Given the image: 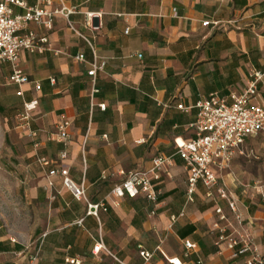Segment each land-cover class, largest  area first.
I'll return each instance as SVG.
<instances>
[{"label":"crops","instance_id":"1","mask_svg":"<svg viewBox=\"0 0 264 264\" xmlns=\"http://www.w3.org/2000/svg\"><path fill=\"white\" fill-rule=\"evenodd\" d=\"M61 1L78 14L68 20L54 15L50 28L28 25V32L47 39L49 50L21 52L19 67L30 81L22 87L24 98L10 81L11 65L0 66V114L17 113L16 119L23 102L39 103L31 123L35 141L16 127L11 130L6 119L3 142L9 152L3 161L29 215L24 230L8 231L0 223V264H15L20 255L27 264L28 246L40 250L36 264H169L165 257L181 264H246L249 255L234 258L219 243V217L202 185L195 202L186 203L188 176L179 157L154 182L156 203L143 195L118 199L112 191L129 173L149 170L156 157L174 156L176 140H193L197 103L211 95L231 103L255 74L264 75V0ZM23 2L26 8L13 7L16 16L35 7L49 13L61 9L59 0ZM87 13L97 16L99 32L85 27ZM68 22L92 39L97 58L106 62L94 81L88 76L92 51ZM79 54L84 63L74 61ZM258 90L253 106L264 104V77ZM63 121L71 123L66 143L51 138ZM253 140H247V155L232 162L219 185L243 205L245 224L264 257V200L254 190L264 185V173L241 164ZM260 153L264 157V145ZM61 167L84 188L85 200L73 197L59 172L50 175ZM88 205L104 208L88 215ZM219 206L231 218L226 203ZM182 211L185 216L173 223ZM98 242L117 260L105 251L95 256ZM186 243L196 248L187 251ZM141 251L152 254L149 262Z\"/></svg>","mask_w":264,"mask_h":264},{"label":"built area","instance_id":"2","mask_svg":"<svg viewBox=\"0 0 264 264\" xmlns=\"http://www.w3.org/2000/svg\"><path fill=\"white\" fill-rule=\"evenodd\" d=\"M43 2L44 0H38ZM61 2V9L54 13H49L39 7L27 9L23 16H16L13 7L26 8L23 0H0V66L10 64L12 67V76L10 81L19 88L17 96L24 98L22 87L30 84L28 77L19 67V59L21 52H27L31 55L43 54L49 47H46L48 41L39 38L35 33L28 32L27 28L30 23H35L46 28H50L52 18L59 14L67 20L72 15L78 14L76 8H67ZM49 3V2H48ZM95 14H85V27L92 33L99 32L100 27L94 25ZM47 18L45 22L43 19ZM209 23H204L208 26ZM217 25V23H216ZM68 27L78 38L83 40L92 51L94 62L91 64V71L88 76L93 81L99 71H103L106 62L99 61L96 55V49L88 36L77 31L73 25L68 22ZM129 30H126V34ZM139 60L142 55H137ZM74 61L84 63V55H77ZM264 75L255 74L244 90L239 95L231 96V103L218 95L201 100L195 106L197 110L196 120L191 125L194 133L193 140L184 142L182 140L175 141L176 153L172 157L159 156L152 160L151 168L147 171H133L128 174L127 178L114 187L112 193L122 199L128 196L131 199L143 195L150 202L156 203L157 193L155 191L154 182L159 181L162 173L168 171L173 164V158L179 157L185 164L187 172V190L186 203H194L198 186L202 185L206 189V198L210 199L215 205V213L219 217V222L226 225L222 227L218 222L215 230L220 234L219 243L225 246V249L232 253L234 258L242 255H249L246 264H264V257L259 255L254 246L252 235L245 224V215L243 205L234 197L233 193L225 186L219 185V180L223 174L230 170L232 162L238 157H245L246 142L249 139H255L264 135V104L253 106L252 102L259 98L258 84L262 81ZM54 84L55 81L51 80ZM35 90L40 91L41 86L35 84ZM39 106L35 99L31 102H23V110L17 116V128L28 134V137L35 141L37 134L31 130V123L34 113ZM102 110L105 106L100 107ZM179 110L188 112L189 109L183 106L178 107ZM71 123L63 121L56 127V132L51 137L60 143H66L69 136ZM35 148L38 144L35 143ZM67 158V154L63 153L62 160ZM44 165L47 163H43ZM60 173L64 178L63 184L73 197L78 200H85V191L83 187L76 186L69 178L67 169L61 167L59 171H52L51 176ZM256 194L264 200V185L257 184L254 186ZM224 201L228 207L231 218L227 217L219 203ZM104 205H88V215L97 216L99 208ZM185 216L184 211L178 217H172L175 223L178 218ZM232 219V220H231ZM80 221L79 224H82ZM186 250L195 249V245L185 244ZM32 246L27 247V264H36L39 259L40 250L35 248L31 251ZM100 251H105L110 257L117 260L104 246L102 242L96 243L93 254L98 256ZM160 251V248H158ZM140 256L149 262L152 254L145 251L140 252ZM169 264H181L179 259H167ZM24 256H19L15 264H26ZM69 264H82L80 260H70Z\"/></svg>","mask_w":264,"mask_h":264},{"label":"rangeland","instance_id":"3","mask_svg":"<svg viewBox=\"0 0 264 264\" xmlns=\"http://www.w3.org/2000/svg\"><path fill=\"white\" fill-rule=\"evenodd\" d=\"M17 113L0 114V223L6 226L8 231L24 230L26 229L25 220L29 212L26 209L25 201L17 193L19 190L18 183L15 184L14 180L9 177L7 170V162L3 159L9 152V145L3 142L5 138V125L6 119H9L10 129L17 128ZM264 145V135L250 141L248 145V157L241 161L244 168L259 171L262 175L264 173V157L261 156L260 149ZM257 151V152H256ZM257 158V159H256Z\"/></svg>","mask_w":264,"mask_h":264}]
</instances>
